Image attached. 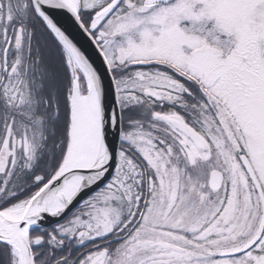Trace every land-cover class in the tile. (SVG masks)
Returning a JSON list of instances; mask_svg holds the SVG:
<instances>
[{
	"label": "snow or ice",
	"instance_id": "1",
	"mask_svg": "<svg viewBox=\"0 0 264 264\" xmlns=\"http://www.w3.org/2000/svg\"><path fill=\"white\" fill-rule=\"evenodd\" d=\"M0 264H264V0H0Z\"/></svg>",
	"mask_w": 264,
	"mask_h": 264
}]
</instances>
